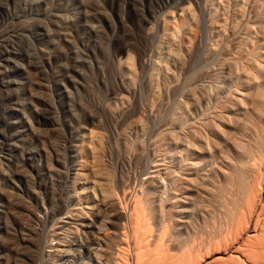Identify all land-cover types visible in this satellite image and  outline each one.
<instances>
[{
  "label": "rangeland",
  "instance_id": "obj_1",
  "mask_svg": "<svg viewBox=\"0 0 264 264\" xmlns=\"http://www.w3.org/2000/svg\"><path fill=\"white\" fill-rule=\"evenodd\" d=\"M45 9L51 14H43ZM39 24L48 26L58 47L64 45L61 57L54 54L49 65L62 81L70 75L76 85L64 81L59 87L47 74L50 66L38 49H52L45 38H37ZM34 56L44 63L40 74L28 63ZM73 58L79 61L73 64ZM260 66L264 0H0V264H181L180 257L191 255L195 243L192 254L198 256L191 255L192 261L202 248V254L211 252L214 246L208 245L223 234L227 200L233 207L238 183L222 165L213 191L222 189L223 195L216 202L209 198V153L214 146L218 152L229 150L228 136L248 143L255 125L264 126V76L247 83ZM40 102L53 110V134L35 110ZM211 120L224 130L213 144ZM71 145L76 151L69 150ZM75 167L84 168L78 180L83 194L70 200ZM183 196L187 232L178 237L168 210ZM131 197L144 205L145 215L138 207L134 211L145 216L138 218L140 224ZM111 198L120 201L123 219H113L103 207ZM61 205L68 215L63 222L49 215ZM128 210L136 222L131 215L134 221L129 220ZM211 213L216 218L222 213L219 222L210 221ZM80 216L84 225L95 227L80 225ZM212 221L223 228L217 230ZM210 252L198 260L207 263L214 257V249ZM191 256L183 261L194 263Z\"/></svg>",
  "mask_w": 264,
  "mask_h": 264
},
{
  "label": "bare ground",
  "instance_id": "obj_2",
  "mask_svg": "<svg viewBox=\"0 0 264 264\" xmlns=\"http://www.w3.org/2000/svg\"><path fill=\"white\" fill-rule=\"evenodd\" d=\"M50 8V7H49ZM49 10H51V9H49ZM61 12V11H60ZM43 14H51V13H49V11H47L46 9L44 10V13ZM176 22V21H175ZM89 25V24H88ZM93 27H95L94 25H93ZM92 27V28H93ZM96 27H98L97 25H96ZM176 28V27H175ZM39 29H40V31L42 30V32H38V33H40V37L39 36H37V38L39 39V40H42V38H45V41H46V44L47 45H49V47H51V51L49 50V51H47L42 45V47H40L39 49H38V54H40V55H42V56H44V60H42V61H44V62H46L48 65H49V63L51 62L50 61V59H51V57L54 55L55 57H61V55L63 54V51H62V49H63V47H64V45L63 46H61V47H58V45H59V43H58V45H57V43L55 42L56 40H53V38H52V36H51V33L49 32V30H48V26L47 25H41V24H39ZM181 29V28H180ZM180 29H178V30H180ZM96 30V29H95ZM97 30H98V28H97ZM96 30V31H97ZM178 35V34H177ZM181 37V36H180ZM65 42H71L72 43V40H70L69 39V41H68V39H66V37H64V39H63ZM43 41V40H42ZM74 44V43H73ZM85 45V44H84ZM74 46V45H73ZM95 46V45H94ZM88 47V46H87ZM62 48V49H61ZM74 50H75V47H74ZM221 51V50H220ZM35 52H37V51H35ZM75 52L77 53V51L75 50ZM64 53H67V52H64ZM65 55H67V54H65ZM77 55V54H76ZM30 56H32V55H30ZM68 56V55H67ZM40 57V56H39ZM72 59V58H71ZM74 60H73V64H75L77 61H79L78 59H75V58H73ZM41 60V59H40ZM40 60H38V58L37 57H33V60L31 59V57H30V60H29V65L33 68V69H35L38 73L39 72H41V67H42V65L44 64V63H42V61H40ZM50 61V62H49ZM62 64V63H61ZM63 65V64H62ZM67 65V64H66ZM45 66V65H44ZM50 66V65H49ZM64 66H65V64H64ZM64 66H62V67H64ZM73 66V65H72ZM75 66V65H74ZM53 67V66H52ZM51 66H50V73L48 72L47 74H49L50 75V78L53 80V82L55 83V84H57L59 87H60V84H61V86H63L64 84H62V82H66V81H69L72 85L73 84H75L76 85V81L73 79V78H71L70 77V75H65L64 77H63V80L64 81H62V79H60V78H58V76H59V74H57V72H56V70H54V68H52ZM44 68V67H43ZM47 68V67H46ZM46 68H44L45 70H46ZM67 68V67H66ZM43 69V70H44ZM44 70V71H45ZM68 70V69H67ZM69 71V70H68ZM71 71V70H70ZM69 71V72H70ZM77 71V70H76ZM135 71V70H134ZM45 72H47V70L45 71ZM69 72H67V73H69ZM43 73V72H42ZM40 74V73H39ZM44 74V73H43ZM80 75H81V72H80ZM259 75H261V76H264V67H259V70H258V73H255V74H251V75H249L248 76V78H247V83H250L251 81L253 82V80H254V77L256 78V77H258ZM44 76V75H43ZM46 79V78H45ZM48 80H50L49 79V76H48V78H47ZM264 79V78H263ZM47 80V81H48ZM257 82H258V80H257ZM69 83V84H70ZM264 84V82L261 84V85H263ZM260 85V83H257V86H259ZM64 88V90H63V92H65V94H67V96H69L70 94V92H69V90H67L66 89V87H63ZM237 92V91H236ZM239 94H241V95H245L244 93H239ZM42 99V98H41ZM127 99V98H126ZM43 100H44V98H43ZM46 100V99H45ZM117 100V99H116ZM179 100V99H178ZM242 101V100H241ZM46 102V101H45ZM40 104H41V107L40 108H38V109H35V110H37V112L39 113V115H41L42 117H43V119H44V122L47 124V130H48V133L49 134H53L54 132H56L57 131V128H56V124H57V122L54 120V116H53V110L52 109H50V107L48 108V107H45V105L43 104V103H41L40 102ZM79 104V103H78ZM123 109V108H122ZM229 112V111H228ZM245 112V115H247V110L246 111H244ZM75 113V112H74ZM76 114V113H75ZM227 114V113H226ZM213 116V115H212ZM56 118V117H55ZM75 118V117H74ZM249 121H252L253 122V120L251 119H249ZM252 122H251V124H252ZM254 124H255V122H254ZM254 124L252 125L253 126V128H254ZM226 125V124H225ZM74 128V127H73ZM209 128H210V130H211V137H212V139H211V143L213 144V142H215V137L217 136V133L219 132L220 133V130L222 131V132H224V130L223 129H221L220 128V124L217 122V121H215V120H211V122H210V124H209ZM32 130H34V129H32ZM36 131V130H35ZM35 131H33V132H35ZM78 131V130H77ZM76 131V132H77ZM79 132V131H78ZM225 133H227V131L225 130ZM173 134V133H172ZM78 135V134H77ZM209 138V137H208ZM251 138V140L247 143V142H242L241 140H239V141H232L231 140V136H228L227 137V139H228V141H229V143H230V148H229V150H227V151H221V152H218V151H216V147L214 146V149L213 150H211L210 151V161H212V169L210 170L211 171V175H212V179H211V189H210V195L212 196V197H209V198H213V201H217V199L219 200V197L221 196L222 197V192H220L222 189H220V191L218 190V192L217 191H213V189L214 188H216V185H217V182L220 180V173L219 172H221L222 170V165H225L226 167H227V170H226V168H224L223 167V169L225 170V172L226 171H228V169L230 170L228 173L229 174H226L227 176H230L231 175V177L233 178V180H235V182H237L238 183V186H237V192L233 195V196H235V198L233 199L234 201V204H232V206L233 207H230L229 208V206L231 205V200H227V201H230V205H228V207H227V205L225 206V207H227L229 210H228V213L226 214V216H224V217H226V218H224L225 219V223H222L224 226H225V229L223 228V229H219V227H220V225L218 226L217 225V223L215 224L214 222L216 221V219L219 217V215H220V217L219 218H221L222 216H221V214H218V217L216 218L214 215H212L213 213H211V215H210V221H211V218H212V220H214V222H213V224H215V225H217V230L219 229V230H222V235H219V233H217V236L216 235H214L215 236V238H214V236H212L213 238H214V240L212 241V242H210V244L208 245V247L210 248L211 246H214L213 247V249H214V252H213V249H212V251L211 252H213V254H214V257L212 258V259H210L207 263H205V264H213V262L214 261H218V263H219V261H221L220 262V264L222 263V264H264V126H256L255 125V133L254 134H252V136L251 137H249V139ZM75 139H77V138H75ZM75 139H74V141H75ZM83 141V140H82ZM194 141V140H193ZM209 141V140H208ZM80 145L81 144H79L78 146L77 145H74V146H76L75 147V149H79L78 147H80ZM194 145H196V144H194ZM211 145V144H210ZM198 146V145H197ZM46 148V147H45ZM199 148V147H198ZM74 148H73V145H71V147H70V151L72 152V151H74L75 150ZM81 150V149H80ZM225 150V149H224ZM76 151V150H75ZM79 151V150H78ZM77 153V152H76ZM26 154L28 155V156H31L32 154H33V150H27L26 151ZM79 154H80V152H79ZM71 157L73 156V155H70ZM75 156V155H74ZM77 157H78V155H77ZM29 158V157H28ZM46 158V157H45ZM48 158V157H47ZM73 158V157H72ZM75 159V158H74ZM48 160L50 161V159L48 158ZM46 164V167L47 168H49V170H51L52 168H54V167H49L50 166V162H49V164L48 163H45ZM49 166H48V165ZM19 165V164H18ZM76 165V164H75ZM80 164H78V166H79ZM155 165V164H154ZM51 166H52V164H51ZM194 167V166H193ZM51 168V169H50ZM74 169H76L75 171V173H72V175H71V185H70V187L69 188H72V189H70V190H74L75 191V193H71V195H69L70 196V200H75V198L77 197V198H79L78 196L80 195V194H83L82 192H81V190H80V185H79V179H81V177H82V175L84 176L85 175V172H84V168H74ZM54 170H56L57 171V169H55L54 168ZM61 170V169H60ZM60 170H58L59 172H60ZM15 171V170H14ZM18 171V170H17ZM16 171V173H18ZM57 171V172H58ZM149 172V171H148ZM223 172V171H222ZM4 172L1 170V166H0V174H3ZM13 173H15V172H13ZM6 174V173H5ZM19 174V173H18ZM60 174V173H59ZM168 174V173H167ZM225 175V176H226ZM11 177H12V174L10 175ZM167 177V176H166ZM210 177V176H209ZM168 178V177H167ZM191 178V177H190ZM189 178V179H190ZM231 178V179H232ZM236 178V179H235ZM9 179H10V177H9ZM144 179V178H143ZM70 180V179H69ZM79 180V181H78ZM146 180V179H145ZM230 180V179H229ZM164 182V181H163ZM162 183V182H161ZM156 184V183H155ZM234 185V184H233ZM82 186V185H81ZM161 186V185H160ZM220 186H222V185H220ZM235 186V187H236ZM184 187V186H183ZM186 187V186H185ZM184 187V188H185ZM188 187V186H187ZM186 187V188H187ZM223 187V186H222ZM229 188V187H228ZM130 189V188H129ZM163 189V188H162ZM166 190V189H165ZM168 190V189H167ZM177 190V189H176ZM215 190V189H214ZM73 191V192H74ZM171 191V190H170ZM173 191V190H172ZM226 191V190H225ZM230 191V190H229ZM166 193H165V195L167 194V192L168 191H165ZM234 192H235V189H234ZM68 193V192H67ZM136 193V192H135ZM149 193V192H148ZM171 193V192H170ZM225 194H227V192L225 193ZM90 195V194H89ZM88 195V193H86V195H84V196H89ZM147 195V194H146ZM179 195V194H178ZM111 196V195H110ZM148 196H149V194H148ZM225 196V195H224ZM224 196H223V199H225L224 198ZM226 196H229V193H228V195H226ZM67 197V196H66ZM113 197V196H112ZM138 197V196H137ZM166 196H164V198H165ZM171 197V196H170ZM174 197V196H173ZM116 198V197H115ZM131 198H133V197H131ZM163 198V199H164ZM168 198V197H167ZM172 198V197H171ZM171 198H168V201H169V199H171ZM175 198V197H174ZM185 197L183 196V197H177V199H176V201H175V199H174V201H175V204H174V202H173V204H171L170 205V208H169V210H168V214L171 216V220H173L172 222H173V231L174 232H176V233H178V237L181 235V233L183 232V231H185V232H187V229L185 228L186 227V223H185V220H184V216H183V213L184 212H187V209L184 207V203L186 202L185 201V199H184ZM227 198V197H226ZM138 199V198H137ZM147 199V198H146ZM161 199V198H160ZM166 199V198H165ZM228 199V198H227ZM231 199V198H230ZM68 200H69V198H68ZM67 200V201H68ZM136 203V205H135V203H134V205L132 206L133 207V209L134 208H136V209H134V210H132L131 209V211L133 212V214H134V211L136 210L137 211V209L139 208V213H144V211H140V210H144V209H142V206H144V205H142L141 207H139V206H137L138 205V203L140 204L141 203V201H139V200H137V201H139L138 203L135 201L136 199H135V197L133 198V199H130V201L131 202H133V201ZM220 200H221V198H220ZM12 201V200H11ZM50 201V200H49ZM117 200H115V199H110L109 201H107V202H105V203H103V207L105 208V210H107V211H110V215H111V217L113 218V219H115V220H121V219H123L124 218V210H122L121 208H120V205L118 204L120 201H117ZM162 201V200H161ZM202 201V200H201ZM222 201V200H221ZM221 201H219L220 203H221ZM226 201V202H227ZM8 202H9V200H8ZM52 202V201H51ZM75 202V201H74ZM74 202H73V204H74ZM79 202V201H78ZM128 202V201H127ZM160 202V201H159ZM162 202H164V201H162ZM161 202V203H162ZM171 202V201H170ZM214 202V203H215ZM218 202V203H219ZM223 202V201H222ZM210 203V202H209ZM14 204V203H13ZM12 204V205H13ZM65 204V203H64ZM70 204H71V202H70ZM117 204L119 205V207L117 206ZM120 204H122V203H120ZM127 204V203H126ZM226 203H224V205H225ZM228 204V203H227ZM72 205V204H71ZM71 205H70V207H71ZM74 205H76V204H74ZM130 205H132V204H130ZM129 205V206H130ZM209 205H211V204H209ZM215 207H217V204L215 203ZM219 205V204H218ZM73 206V205H72ZM78 206V205H77ZM52 207V206H51ZM122 207V206H121ZM125 207V210H126V206H124ZM131 207V206H130ZM129 207V208H130ZM138 207V208H137ZM220 207V206H219ZM219 207H217L218 209H219ZM224 207V206H223ZM73 208V207H72ZM71 208V209H72ZM77 208V207H76ZM81 208V207H80ZM160 208H162V206L160 207ZM66 209V208H65ZM68 209L69 208H67L66 210L68 211ZM91 209V208H90ZM124 209V208H123ZM146 209V208H145ZM153 209V208H152ZM163 209V208H162ZM211 209V208H210ZM216 209V208H215ZM81 210H82V208H81ZM80 210V211H81ZM101 210V209H100ZM99 210V211H100ZM104 210V209H103ZM214 210V209H213ZM222 210V209H221ZM224 211H222V212H224L225 213V210L226 209H223ZM127 211V210H126ZM129 211V213H130V210H128ZM135 211V212H136ZM164 211H165V209H164ZM172 211V213H170ZM47 212V211H46ZM72 212V211H71ZM132 212L130 213V214H127V215H129L128 217H129V220L130 221H134L135 219L138 221L139 219L138 218H142L144 215H145V213H144V215L143 214H141V215H136V214H134V217L136 216H138L137 218L135 217V219H134V217L132 216L133 214H132ZM160 212H162L161 210H160ZM210 212V211H209ZM217 212H219V211H217ZM76 213V212H75ZM93 213V212H92ZM136 213H138V212H136ZM156 213V212H155ZM47 214V213H46ZM64 214V215H63ZM69 214H70V212H69ZM101 214V213H100ZM132 214V215H131ZM162 214V213H161ZM165 214V213H164ZM214 214H216V213H214ZM49 215L51 216V218H54V217H58V216H60L59 218H60V222H63V219L64 218H66L67 219V217H68V215H67V213H66V211H64V207H62V205L60 206V207H58V208H56V209H54L53 208V210H50L49 211ZM61 215H63V216H61ZM126 215V216H127ZM130 215L133 217H130ZM143 215V216H142ZM225 215V214H224ZM79 216V215H78ZM139 216H141V217H139ZM164 216V215H163ZM208 216V215H207ZM207 216H204V217H207ZM73 217V216H72ZM81 217V216H80ZM85 217H87V216H85ZM94 217L97 219V215H94ZM127 217V218H128ZM145 217V216H144ZM143 217V218H144ZM203 217V218H204ZM214 217H215V219H214ZM75 218V217H74ZM82 218H84V217H81V219H80V221H81V224L80 225H82V226H86V227H95V225H92V224H90V225H84V220L82 219ZM130 218H132V219H134V220H131ZM208 218V217H207ZM99 219H101V218H99ZM223 219V218H222ZM223 219V220H224ZM59 220V219H58ZM90 220H91V218H90ZM93 220V219H92ZM101 220H103V219H101ZM107 220H109V219H107ZM127 220V219H126ZM125 220V221H126ZM136 220H135V222H136ZM142 220V219H141ZM145 220V219H144ZM143 220V221H144ZM165 220V219H164ZM221 220V219H220ZM106 221V220H105ZM105 221H102V222H104L105 223ZM124 221V222H125ZM129 221V222H130ZM147 221V220H146ZM150 221V220H149ZM163 221V220H162ZM208 221V219L206 220V219H204L203 220V223H206ZM217 221L219 222V220L217 219ZM222 221V220H221ZM65 222V221H64ZM90 222V221H89ZM92 222V221H91ZM94 222V221H93ZM102 222H100V223H102ZM108 222V221H107ZM110 223H111V220L109 221ZM120 222V221H119ZM129 222H127L128 224H129ZM139 222V221H138ZM137 222V223H138ZM145 222V221H144ZM170 222V221H169ZM199 222V221H198ZM224 222V221H223ZM114 223H116V222H113V224ZM122 223H123V221H122ZM121 223V224H122ZM126 223V222H125ZM132 223H134V222H132ZM140 223H142V221H140L139 222V224ZM166 223V222H165ZM171 223V222H170ZM221 223V222H220ZM220 223H218V224H220ZM89 224V223H88ZM112 224V223H111ZM130 224H131V222H130ZM129 224V225H130ZM134 224H136V223H134ZM168 226L170 225V224H168V222L166 223ZM207 224H208V222H207ZM98 225L99 224H97V227H98ZM102 225V224H101ZM106 225V224H105ZM118 224H116L115 226L116 227H118L117 226ZM122 225H124V226H126L124 223L122 224ZM146 225V224H145ZM200 225V224H199ZM122 227L121 225H120V227H122V228H125V227ZM132 226V225H131ZM130 226V227H131ZM135 226V225H134ZM140 226V225H139ZM142 226V225H141ZM167 226V227H168ZM170 226H172V225H170ZM205 226H206V224H205ZM102 226H100V228H101ZM115 227V228H116ZM133 227V226H132ZM138 227V224H136V228ZM220 227V228H221ZM104 228V227H103ZM135 228V227H134ZM133 228V229H134ZM147 228V227H146ZM152 228H153V226H152ZM166 228V227H165ZM165 228H163L164 230H165ZM198 228V227H197ZM202 228V227H201ZM207 228H210V227H207L206 226V228H204V229H206L207 230ZM215 228V227H214ZM213 228V226H212V230L214 229ZM79 229V228H78ZM150 229V228H149ZM162 229V228H161ZM169 229V228H168ZM194 229V228H193ZM103 230V229H102ZM101 230V231H102ZM105 230V229H104ZM189 230V229H188ZM194 230H196V229H194ZM205 230V231H206ZM90 231V230H89ZM99 232H100V230H98ZM132 231V230H131ZM166 231V230H165ZM167 231H169V230H167ZM171 231V230H170ZM203 231V230H202ZM210 231V230H209ZM214 231V230H213ZM91 232V231H90ZM93 232V231H92ZM217 231H215V233H216ZM102 233V232H101ZM103 233H105V232H103ZM120 233V232H119ZM123 233H125V232H123ZM122 233V234H123ZM141 233V232H140ZM201 233V232H200ZM210 233V232H209ZM26 234V233H25ZM92 234V233H91ZM100 234V233H99ZM137 234H139V232L137 233ZM143 234V233H142ZM148 234V233H147ZM153 234V233H152ZM189 234V233H188ZM199 234V233H198ZM206 234H208V233H206ZM212 234V233H211ZM210 234V235H211ZM105 235V234H104ZM118 235V234H117ZM126 235V234H125ZM170 235V234H169ZM176 235V234H175ZM190 235V234H189ZM202 235V239H203V233L201 234ZM205 235V234H204ZM209 235V234H208ZM209 235V236H210ZM213 235V234H212ZM100 236V235H99ZM98 236V237H99ZM106 236V235H105ZM123 236H124V234H123ZM127 236V235H126ZM143 236V235H142ZM147 236V235H146ZM161 236V235H160ZM191 236V235H190ZM197 236V235H196ZM196 236H194V237H196ZM107 237V236H106ZM172 237L173 236H171V241H172ZM184 237V236H183ZM186 237V236H185ZM198 237H200V236H198ZM207 237V235L204 237V238H206ZM212 237H211V239H212ZM91 238V237H90ZM100 238V237H99ZM102 238V237H101ZM100 238V239H101ZM122 238V237H121ZM133 238V237H132ZM148 238V237H147ZM157 238V237H156ZM163 238V237H162ZM174 238V237H173ZM187 238V237H186ZM86 239V238H85ZM106 239V238H105ZM120 239V238H119ZM123 239V238H122ZM128 239V238H127ZM160 239V238H159ZM177 239V238H176ZM193 239V241H194V238H192ZM191 239V240H192ZM200 239V238H199ZM198 239V240H199ZM202 239H201V241H202ZM209 239V238H208ZM211 239H210V241H211ZM22 240L23 241H25V242H27V240H26V238L25 237H23L22 238ZM88 240H89V238H88ZM95 240H96V238H95ZM104 240V239H103ZM110 240V239H109ZM181 239H179V241H180ZM187 240V239H186ZM195 240H197V239H195ZM207 240V239H206ZM107 241V240H106ZM170 241V242H171ZM192 241V242H193ZM203 241H205V240H203ZM209 241V240H208ZM29 243H30V240L28 241ZM88 242V241H87ZM104 242H105V240H104ZM120 243H121V241H119ZM123 242H124V239H123ZM181 242H183V241H181ZM185 242V241H184ZM191 242V243H192ZM196 242V241H195ZM195 242H193V243H195ZM200 241H198V243H199ZM206 242V241H205ZM29 243H28V245H29ZM96 242H94V240L92 241V242H90V246L92 245V244H95ZM98 243V242H97ZM159 243H160V241H159ZM175 243V242H174ZM177 243H179V242H177ZM185 243H187V242H185ZM184 243V244H185ZM190 243V242H189ZM190 243V244H191ZM192 243V244H193ZM201 243V242H200ZM209 243V242H208ZM82 244V243H81ZM83 244H85V243H83ZM100 244H102V243H100ZM108 244V243H107ZM106 244V245H107ZM157 244V243H156ZM23 245V244H22ZM28 245H27V248H28ZM170 245V244H169ZM178 245V244H177ZM187 245V248H186V250H189L188 252H190V249H189V247H188V244H186ZM193 245H195V247H197L196 246V243L195 244H193ZM202 245H203V242H202ZM202 245L200 246V244L198 245V248H199V246H200V248L202 247ZM205 245V244H204ZM206 245H207V243H206ZM25 246V245H24ZM93 246V245H92ZM110 246V245H109ZM129 246V245H128ZM175 246V245H174ZM191 246V245H190ZM102 247V246H101ZM100 246H99V248L97 247V249L99 250L100 248H101ZM124 247V246H123ZM162 247V246H161ZM167 247H168V245H167ZM179 247V246H178ZM182 247H186V246H182ZM195 247H191V255H195V254H197V256H198V253H194L193 252V254H192V250L195 248ZM204 247V246H203ZM207 247V246H206ZM79 248V247H78ZM90 248H92V247H90ZM95 248H96V246H95ZM95 248H93V249H95ZM103 248V247H102ZM148 248V247H147ZM158 248V247H157ZM163 248H164V246H163ZM181 248V245H180V247H179V249ZM195 249V250H197V252H198V250L200 249ZM21 249V248H20ZM80 249H81V247H80ZM169 249V248H168ZM204 249H205V247H204ZM210 249V250H211ZM19 250V249H18ZM78 250V249H77ZM76 250V251H77ZM82 250V249H81ZM101 250V249H100ZM106 249H104V251H105ZM160 250V249H159ZM165 250V249H164ZM194 250V251H195ZM208 250V248L207 249H205V251H207ZM64 251V250H63ZM68 251V250H67ZM93 251V250H92ZM94 251H96V250H94ZM93 251V252H94ZM102 251V250H101ZM103 251V252H104ZM107 251L109 252L110 250L109 249H107ZM119 251V250H118ZM148 251V250H147ZM166 251V250H165ZM182 251H183V253L185 252V248H184V250H183V248H182ZM182 251H181V253L179 254V255H181V254H183L182 253ZM201 251H203V248H202V250H200L199 251V255L201 256V257H197V259H195L196 258V256H194L195 258V261H194V263H192V264H203V263H201L200 261H202L203 259H202V256L203 255H206L207 256V254L208 255H210L208 252H210V251H207V254H202L201 253ZM204 251V252H205ZM18 252H20V250L18 251ZM74 252V251H73ZM73 252H71V253H73ZM79 252V251H78ZM82 252V251H81ZM90 252V251H89ZM187 252V251H186ZM196 252V251H195ZM210 252V253H211ZM98 253V252H97ZM125 253V252H124ZM97 257L99 256V255H97L96 253H94ZM101 254H102V252H101ZM100 254V255H101ZM119 254V253H118ZM165 254V253H164ZM176 254V253H175ZM185 254L186 253H184V255H182V256H185ZM189 253H187V256H191V255H188ZM202 254V255H201ZM28 255V254H27ZM33 255V254H32ZM71 255V254H70ZM74 255H75V253H74ZM85 255V254H84ZM90 255V254H89ZM178 255V256H179ZM34 256V255H33ZM81 256H82V253H81ZM94 256V255H93ZM103 256H105V255H103ZM103 256H99V257H102L103 259H104V257ZM107 256V255H106ZM110 256H111V254H110ZM121 256V255H120ZM119 256V257H120ZM181 256V257H182ZM186 256V257H187ZM29 257V256H28ZM164 257V256H163ZM180 257V259H182V261L181 260H179L178 261V263L181 261L182 263L181 264H187V262H185V261H183V259H185L186 261H187V259H186V257L184 258V257H182L181 258ZM31 258V257H30ZM101 258V259H102ZM92 259V258H91ZM99 259V258H98ZM97 259V261H99ZM179 259V257H177V259L176 260H178ZM190 259V262H193L192 261V256H191V258H189ZM189 259H188V261H189ZM198 259H200V261L198 260ZM202 259V260H201ZM27 260V259H26ZM31 260H32V258H31ZM108 260V259H107ZM121 260V259H120ZM169 260V259H168ZM174 260V259H173ZM198 260V261H197ZM158 261V260H157ZM213 261V262H212ZM27 262H29V261H27ZM184 262V263H183ZM190 262H188V263H190ZM206 262V261H205ZM217 263V264H218ZM26 264H28V263H26ZM173 264V263H172ZM180 264V263H179ZM191 264V263H190Z\"/></svg>",
  "mask_w": 264,
  "mask_h": 264
}]
</instances>
